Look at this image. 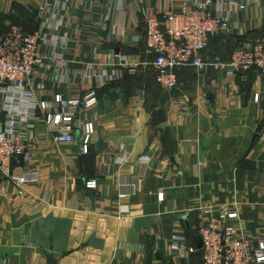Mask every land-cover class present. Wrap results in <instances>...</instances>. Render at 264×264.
Returning <instances> with one entry per match:
<instances>
[{"label":"crops","instance_id":"obj_1","mask_svg":"<svg viewBox=\"0 0 264 264\" xmlns=\"http://www.w3.org/2000/svg\"><path fill=\"white\" fill-rule=\"evenodd\" d=\"M60 1L0 0V39L12 27L38 30ZM242 1L246 8L231 13L238 31L220 34L230 45L237 36L254 39L264 32V0ZM103 5L74 2L76 17L63 49L69 81L54 67H42L28 83L35 100L15 102L30 113L20 132L33 161L16 160L12 171L35 178L15 184L0 174V261L201 264L205 209L225 203L238 204L236 224L245 237L264 241V76L184 67L178 87L163 91L146 76L151 65L144 18L182 3H112L107 20ZM127 55L138 76L103 86L88 77L107 64L121 65ZM93 90L97 99L77 115L81 129L86 121L95 126L88 151L81 150L82 131L74 143L55 142L37 105L53 102L56 94L77 98ZM10 97L0 91V128ZM90 179L97 188L85 186ZM177 236L185 238L178 246Z\"/></svg>","mask_w":264,"mask_h":264},{"label":"built area","instance_id":"obj_2","mask_svg":"<svg viewBox=\"0 0 264 264\" xmlns=\"http://www.w3.org/2000/svg\"><path fill=\"white\" fill-rule=\"evenodd\" d=\"M75 1H83L88 8L105 4L103 19L107 20L112 3L122 8L133 0H61L57 7L47 10L38 30L25 34L18 27H12L0 39V91L11 96L5 106V125L0 128V174L15 184H25L35 178L30 173L16 175L12 171L16 160L33 161L26 138L20 132L30 113L21 111L15 106V102L35 100L28 89V83L42 67H54L61 73L63 81H69L70 77L64 74L66 59L63 49L69 40V32L65 31L73 28L76 17L75 10L72 9ZM172 1L182 3V7L171 6L168 10L144 18L145 47L160 88L165 91L176 89L179 85V72L184 67L194 68L197 72L212 70L225 76H237L254 69L264 76V33L245 40L228 60H211L206 57L212 36L224 32L232 35L238 31L239 25L233 22L231 13L245 9L246 3L242 0ZM62 33L67 36H62ZM136 72L137 66L127 55L121 65L107 64L88 77L95 85L103 86L122 79L127 73ZM96 99V90L77 98H65L62 94H56L53 102L43 101L37 108L45 115L55 142L74 143L77 133L82 131L84 139L81 150L87 152L95 126L93 122L86 121L81 129L77 126V115L83 105L92 104ZM254 99L260 101L261 94L256 93ZM122 183L130 185L126 179ZM85 186L95 189L98 181L87 180ZM158 197L160 200L164 199V193H159ZM205 213L207 218L203 220L199 231L202 241L201 264H264V241L245 237L236 224L240 219L237 203H225L216 209L207 207ZM184 239L175 237L176 245Z\"/></svg>","mask_w":264,"mask_h":264},{"label":"trees","instance_id":"obj_3","mask_svg":"<svg viewBox=\"0 0 264 264\" xmlns=\"http://www.w3.org/2000/svg\"><path fill=\"white\" fill-rule=\"evenodd\" d=\"M224 39H225V37H220V34L212 36L210 38L209 45H208V48L206 50V57L208 56L207 52L209 53V50H211V51H214V53H213V56L210 57L209 59L215 60L217 58V56H219L220 59L228 60V59H230L232 53L234 52V50L238 46L242 45L245 40H247V41L250 40V38H248L247 35L246 36H237L235 43L233 45H230L229 43L225 42ZM253 70H251V71H253ZM247 72H249V71H247ZM243 74H247V73H243ZM147 75L150 77H153L156 85L159 87L158 83L156 82V71L154 70V68L152 66L149 69V71L146 72V76ZM179 75H180V72H179ZM135 76H138L137 73L136 74L135 73H127L123 78H126V77L129 78V77H135Z\"/></svg>","mask_w":264,"mask_h":264},{"label":"water","instance_id":"obj_4","mask_svg":"<svg viewBox=\"0 0 264 264\" xmlns=\"http://www.w3.org/2000/svg\"><path fill=\"white\" fill-rule=\"evenodd\" d=\"M166 127V123H161L160 124V128H165ZM77 135H79V133H77ZM199 247H202V241L199 242ZM0 264H3V261H0Z\"/></svg>","mask_w":264,"mask_h":264},{"label":"rangeland","instance_id":"obj_5","mask_svg":"<svg viewBox=\"0 0 264 264\" xmlns=\"http://www.w3.org/2000/svg\"><path fill=\"white\" fill-rule=\"evenodd\" d=\"M31 33H33V32H31ZM25 34H30V33H25ZM163 90V89H162ZM164 91V90H163Z\"/></svg>","mask_w":264,"mask_h":264}]
</instances>
